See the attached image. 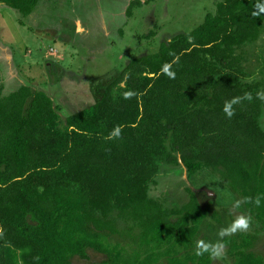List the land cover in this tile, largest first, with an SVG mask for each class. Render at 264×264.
<instances>
[{"label": "trees", "instance_id": "16d2710c", "mask_svg": "<svg viewBox=\"0 0 264 264\" xmlns=\"http://www.w3.org/2000/svg\"><path fill=\"white\" fill-rule=\"evenodd\" d=\"M38 2L0 0L21 19ZM259 3L221 0L191 32L130 61L65 122L44 92L20 86L5 95L0 86V264H72L89 251L104 256L95 264H211L196 246L216 243L219 232L204 234L213 226L194 192L171 208L149 196L161 164L180 162L188 179L211 174L251 218L249 229L264 231V88L247 81L243 54L264 32V13L252 15ZM177 57L172 79L162 67ZM117 126L119 137L107 139ZM124 234L125 244L115 239ZM253 239L223 238L232 264H264Z\"/></svg>", "mask_w": 264, "mask_h": 264}, {"label": "rangeland", "instance_id": "374dc122", "mask_svg": "<svg viewBox=\"0 0 264 264\" xmlns=\"http://www.w3.org/2000/svg\"><path fill=\"white\" fill-rule=\"evenodd\" d=\"M221 0H39L25 18L0 4V86L7 95L20 86L44 92L61 121L97 102L104 90L133 59L157 52L161 43L198 27ZM133 3L130 16L129 5ZM22 20L23 24L20 23ZM247 81L264 88V32L243 49ZM264 130V111L261 118ZM149 196L165 207L188 201L187 189L207 209L204 234L220 232L239 215L232 194L207 172L190 179L181 165L161 164ZM216 217L217 219L213 218ZM132 224L119 229L137 233ZM254 234L251 251L264 259V231ZM127 234V233H126ZM126 234L115 237L122 244ZM230 236V235H229ZM104 256L89 251L95 264ZM211 264H232L226 254Z\"/></svg>", "mask_w": 264, "mask_h": 264}, {"label": "clouds", "instance_id": "9594fccd", "mask_svg": "<svg viewBox=\"0 0 264 264\" xmlns=\"http://www.w3.org/2000/svg\"><path fill=\"white\" fill-rule=\"evenodd\" d=\"M257 11L253 12V16H258L260 13H264V0H261V3L257 5ZM178 57L174 59L171 63H165L162 67V73L168 75L169 78L175 79V72L172 71V65L178 62ZM257 97L259 99L264 100V92L257 93ZM251 98V97H249ZM239 102V98H234L231 101H227L224 105L223 112L226 117L231 118L234 115L233 105ZM121 128L117 126L107 137V139L111 140L114 138H118L121 132ZM71 131V129H70ZM247 202V201H245ZM239 203V202H237ZM256 206H260L261 198H256L254 201ZM251 218L245 215H239L235 218V220L231 223V225L227 228L221 229L219 232L220 240L216 243H205L204 241H198L196 246L195 254L197 256H202L205 253H208L211 258L216 259L223 255L225 244L223 242V238L229 235H233L235 233L247 231L250 227Z\"/></svg>", "mask_w": 264, "mask_h": 264}, {"label": "water", "instance_id": "95a60500", "mask_svg": "<svg viewBox=\"0 0 264 264\" xmlns=\"http://www.w3.org/2000/svg\"><path fill=\"white\" fill-rule=\"evenodd\" d=\"M180 163V162H179Z\"/></svg>", "mask_w": 264, "mask_h": 264}]
</instances>
